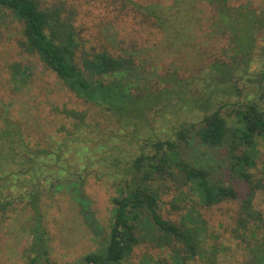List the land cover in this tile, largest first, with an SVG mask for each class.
Here are the masks:
<instances>
[{
	"label": "trees",
	"instance_id": "16d2710c",
	"mask_svg": "<svg viewBox=\"0 0 264 264\" xmlns=\"http://www.w3.org/2000/svg\"><path fill=\"white\" fill-rule=\"evenodd\" d=\"M107 1L113 7L117 4L120 14L139 13L152 21L154 28L169 35L176 51L191 47L206 17L219 47L206 58L181 57L179 67L197 68L198 73L188 78H180L177 72L155 75L161 82L152 86L151 76L146 75L139 85L126 76L149 55L128 49H86L77 26L78 8L70 0H0V16L20 26V49L39 59L77 98L100 108L109 120L136 127L162 106L188 113L200 109V120H186L172 139L146 142L132 161L109 153L113 166L123 169L121 176H113L117 196L112 199L109 241L86 254L81 264H124L144 241L155 248H170L171 261L145 255L140 264H185L197 258L216 264L220 250L208 243L195 205L212 209L224 204H237L229 239L248 251L247 264H264V208H260L264 177L259 176L262 162L264 166V2L248 0L233 6L231 0H172L170 5ZM174 64L172 68H178ZM245 79L258 87L246 86ZM150 96L154 101L146 106L145 98ZM165 97L167 102L161 101ZM127 104L137 106L136 115L124 109ZM58 113L71 128L62 126L63 142H32L10 120L0 127V213L21 203L33 210L26 264H50L49 241L42 227L44 183L81 182L83 173L94 165L89 160L83 164L82 156L97 155V145L110 148V137L118 135H100L87 123V112ZM194 143L205 154L220 156L232 180L246 186L243 197L235 186L215 181L208 165L193 161L188 150ZM171 191L179 192L177 199L182 201L189 202L187 195L198 198L190 206L172 202L174 211L186 210L177 220L162 214V198Z\"/></svg>",
	"mask_w": 264,
	"mask_h": 264
},
{
	"label": "rangeland",
	"instance_id": "374dc122",
	"mask_svg": "<svg viewBox=\"0 0 264 264\" xmlns=\"http://www.w3.org/2000/svg\"><path fill=\"white\" fill-rule=\"evenodd\" d=\"M135 1L140 4L158 1L166 5L172 3V0ZM247 1L231 0V4L239 6ZM253 1L264 2V0ZM70 2L76 4L78 8L77 26L80 28V37L86 49L118 52L128 49L149 55L136 72L133 74L130 72L126 76L139 85L143 83L141 79L143 80L146 75L151 76L152 86H155L156 81H160L155 75L165 77L168 73L177 72L180 78H188L197 72V68L179 67L181 57L206 58L216 53L219 47L217 38L210 35L212 27L206 17H202L201 26L195 31V39L192 40L191 47L184 49L180 47L181 50L176 51L178 47L170 45L169 35L154 28L153 22L139 13L120 14V7L117 4L115 7L111 6V3L109 5L107 0H70ZM19 39V24L10 17L0 16V127L10 120L15 122L24 136L32 142L41 143L47 140L63 142L65 133L61 131L62 126L71 128L64 115L58 112L76 110L87 112V123L100 135L103 134V137L118 134L116 137H110L112 140L110 148H100V145H97L95 148L97 155L82 156L83 164L89 160L94 165L87 173H83L81 182L67 179L70 180L67 183H57V181H51V184L44 183L47 194L42 200V227L49 241L50 264H81L86 254L98 251L109 241L112 199L117 196L112 182L113 178L117 174L120 175L123 170L113 166L111 159L113 156L110 157L109 153H113L120 160L132 161L142 153L146 142L153 139L155 141L172 139L176 128L186 120L188 122L200 120L197 113L200 109L195 108L188 113L184 108L180 111H172L171 107L162 106L154 112L150 111L147 119L138 123L136 127L116 123L115 120H109L97 106L77 98L39 59L25 54L19 47ZM221 42L225 43L224 40ZM144 59L143 56L142 60ZM173 62L178 68H172ZM156 64L161 66L148 67H155ZM242 83L252 89L258 87V84L249 83L246 79L242 80ZM145 99L146 106L154 101L152 96ZM162 100L167 102V97L161 98ZM124 109L131 116L137 114V106L127 104ZM86 118L87 116L85 120ZM147 149L150 151L149 147ZM188 151L194 162L208 165L212 169L215 181L235 186L241 197L245 195L246 186L238 183L237 180H232L220 163L219 155L205 154L204 149L196 143ZM6 152L8 151L5 149ZM85 153L89 151L86 149ZM263 168L262 162L260 177H264ZM171 192L162 198V214L165 218L177 220L186 210L174 211L172 202L174 200L187 202V206H190L198 198L185 192L191 202L189 203L177 199L181 195L179 192ZM261 201L262 199L259 200L258 205ZM184 205L185 203H181V206ZM195 206L207 229L208 243L220 250L216 264H247L248 251L229 239L237 204H224L212 209ZM260 208L263 209L264 205L262 204ZM32 215L31 207L23 203L13 205L5 213H0V264H26L25 251L32 243ZM171 251L170 248H155L149 241H144L124 264H140L145 255L171 261ZM185 264L209 263L197 258Z\"/></svg>",
	"mask_w": 264,
	"mask_h": 264
}]
</instances>
